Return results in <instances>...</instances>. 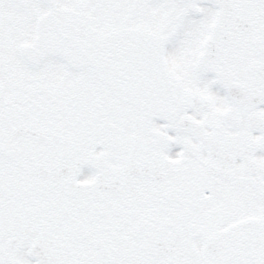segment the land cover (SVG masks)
I'll list each match as a JSON object with an SVG mask.
<instances>
[{"label": "snow or ice", "instance_id": "1", "mask_svg": "<svg viewBox=\"0 0 264 264\" xmlns=\"http://www.w3.org/2000/svg\"><path fill=\"white\" fill-rule=\"evenodd\" d=\"M0 264H264V0H0Z\"/></svg>", "mask_w": 264, "mask_h": 264}]
</instances>
